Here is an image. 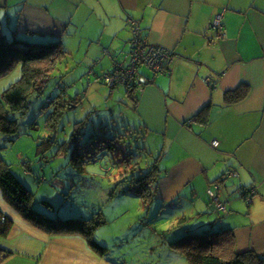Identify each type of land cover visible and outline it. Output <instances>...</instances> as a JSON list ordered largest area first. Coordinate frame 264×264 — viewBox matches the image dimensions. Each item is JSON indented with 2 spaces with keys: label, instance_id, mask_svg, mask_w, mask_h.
<instances>
[{
  "label": "crops",
  "instance_id": "0c3cea01",
  "mask_svg": "<svg viewBox=\"0 0 264 264\" xmlns=\"http://www.w3.org/2000/svg\"><path fill=\"white\" fill-rule=\"evenodd\" d=\"M217 15L220 38L211 27ZM129 19L139 22L149 43L173 56L167 72L146 71L149 81L140 89L131 95L125 89L135 113L130 123L144 126L145 139L150 134L161 145L153 192L162 207L158 212L170 211V225L178 218L172 238L230 228L237 252L264 257V0H0L4 39L60 40L64 47L81 33L84 63L105 62L108 50L112 68L129 44ZM243 83L246 95L226 104V91ZM229 169L235 174L226 175ZM245 189L253 190L250 202L242 195ZM208 190L225 211L216 208ZM13 225L6 236L0 232V249L8 252L1 251L0 264H49V247L31 229ZM68 237L72 262L108 264L92 250L88 256L78 235Z\"/></svg>",
  "mask_w": 264,
  "mask_h": 264
},
{
  "label": "rangeland",
  "instance_id": "374dc122",
  "mask_svg": "<svg viewBox=\"0 0 264 264\" xmlns=\"http://www.w3.org/2000/svg\"><path fill=\"white\" fill-rule=\"evenodd\" d=\"M81 35L73 34L65 42L67 53L57 61L45 91L28 98L23 114L10 115L16 121L15 132H0V159L1 166L13 172L30 191L31 206L36 212L87 221L81 226L55 225L57 229L53 226L52 232L34 228L0 190V220L6 219L2 225L11 223L13 228L16 222L19 228L31 229L49 247V264H78V259L70 260L65 248L71 244V234L78 235L81 244L90 249L88 256L92 250V255L99 261L109 260L108 264H188L184 255L169 248L178 218L170 225V211L158 212L162 207L157 206L153 189L151 204L137 192L145 179L136 178L140 174L136 168L147 173L150 165L157 163L161 145L150 134L145 139L144 126L130 123L135 113L124 86L102 81L101 77L113 69L111 62H106L109 51L104 52L105 62L101 64L84 63V46L78 44ZM127 52L129 44L116 53V58L122 60ZM146 71L149 70L143 67L138 70L142 74ZM20 76L21 63L0 75V97ZM58 84L65 86L71 101L65 108L55 109L58 105L48 103V98L59 94ZM70 103L74 105L69 107ZM78 125L82 141L98 134L112 136L121 132L124 143L113 136L108 141L100 137L80 149L81 154H74V149L78 151ZM126 150L134 153L131 161ZM72 228H77L76 233ZM65 251L66 258L62 257Z\"/></svg>",
  "mask_w": 264,
  "mask_h": 264
},
{
  "label": "trees",
  "instance_id": "16d2710c",
  "mask_svg": "<svg viewBox=\"0 0 264 264\" xmlns=\"http://www.w3.org/2000/svg\"><path fill=\"white\" fill-rule=\"evenodd\" d=\"M132 38V35H131ZM130 38V39H131ZM130 41V40H129ZM67 53L60 40H52L47 42H33L26 39L14 38L6 40L0 36V75L4 74L17 63H21V76L14 83L10 84L8 88L3 91L0 97V132L9 134L15 132V119L10 115L12 113L23 114L27 108L28 98L32 94H40L45 91L48 81L52 76L56 67L57 61L62 58L61 55ZM114 86V85H113ZM124 86V85H123ZM59 94L53 99L48 98V103H54L57 108H65L71 97L65 91V86L58 84ZM126 92L130 95L133 90L138 88L133 85L132 88H126ZM248 92V85L243 83L232 91H226L225 102L230 104L232 102L242 99ZM66 94V95H65ZM68 97V98H67ZM74 105L70 103L69 107ZM201 112V111H200ZM200 114V113H199ZM82 123V121H80ZM128 129V128H127ZM131 130V129H128ZM80 128L78 125V151L74 149L75 153L80 149H84L86 144L99 140L100 137L104 141L111 140L113 136L124 143L123 133H115L112 136H105L98 134L85 141L80 140ZM126 141V140H125ZM131 142H135L132 139ZM97 143V142H96ZM98 148V145L94 147ZM143 148V147H141ZM119 153L121 149L118 147ZM111 151H115L112 148ZM87 153L90 151H86ZM130 161L134 156L133 152H129ZM151 155V153L149 152ZM117 154H115V157ZM75 156H72V159ZM158 157L155 158L157 161ZM89 160V159H88ZM94 161V160H92ZM2 159H0V190L6 201L26 220L34 226L46 231L52 232L59 226H68L74 223L76 226L85 225L86 219L80 217L60 219L57 216H49L40 212H36L31 206V193L27 187L19 180L13 172L7 167L1 166ZM83 162V161H82ZM158 163V162H157ZM156 162L150 165L149 171L143 173L140 168H136L140 173L136 178L145 179L142 186L138 188L139 196H143L149 204L153 199L152 189L156 186V174L159 171V166ZM153 184V185H152ZM153 187V188H152ZM247 189L244 190L246 194ZM148 204V205H149ZM11 223L4 224L0 227V232L4 235L8 232ZM54 226V229L52 228ZM76 232L77 228H72ZM70 230V231H71ZM53 233H59L54 231ZM87 235H89L87 233ZM169 240V248L180 252L187 260L188 264H264V257L252 250L245 252H237L235 249V239L230 228H215L189 231L176 238ZM6 256L8 252L3 251ZM2 259V256H0Z\"/></svg>",
  "mask_w": 264,
  "mask_h": 264
},
{
  "label": "built area",
  "instance_id": "2783aa9c",
  "mask_svg": "<svg viewBox=\"0 0 264 264\" xmlns=\"http://www.w3.org/2000/svg\"><path fill=\"white\" fill-rule=\"evenodd\" d=\"M129 24L132 29V38L129 41V52L124 56L121 62H113V69L105 73L101 78L105 84L110 86L121 84L126 88H132L133 85L139 89L148 82V78L144 74L139 73L140 67L146 68L153 73L167 72L170 64L173 61L172 51L157 45L149 43L142 35L139 27V22L134 19H129ZM211 27L216 30L217 37L223 36L222 24L220 15H217L213 20ZM204 81L209 84L212 82V77H205ZM213 146L218 144L216 139L211 141ZM234 171L229 169L226 175H234ZM252 189H248L244 198L247 202L251 201ZM208 195L212 198L214 205L220 211H225V204L210 190Z\"/></svg>",
  "mask_w": 264,
  "mask_h": 264
}]
</instances>
